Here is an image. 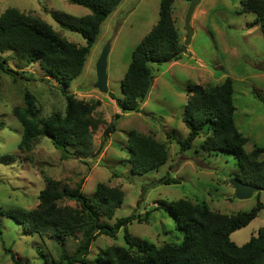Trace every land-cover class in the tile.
<instances>
[{
  "label": "rangeland",
  "instance_id": "374dc122",
  "mask_svg": "<svg viewBox=\"0 0 264 264\" xmlns=\"http://www.w3.org/2000/svg\"><path fill=\"white\" fill-rule=\"evenodd\" d=\"M242 1L201 0L193 14L194 34L191 43L185 46V56L178 62L153 67V86L146 102L141 103V112L125 114L117 121L115 118L120 111L111 95L123 99L122 81L132 61L133 50L158 23L161 3V0H122L102 24L83 72L66 88L79 100L99 103L94 116L102 121L94 133L92 149L66 159L44 137L39 138L28 153L18 149L23 128L13 111L24 105L26 91L35 96L45 118L55 113L64 114L67 101L61 91L63 86L48 78L39 63L27 64L12 52L3 54L8 65L23 76L15 81L12 76L0 73V210H35L48 179L70 188L82 182L87 196L93 195L96 186L104 183L119 187L125 195L123 205L109 222L113 224L131 214L140 215L142 223L134 221L128 226L131 236L160 247L183 240L174 218L166 210L154 211L160 202L169 204L180 199L204 202L212 211L228 215L255 208L259 192L250 199L235 197L230 180L240 174V169L233 155L205 152L201 147L202 136L185 152H181L179 144L189 133L183 123L189 86H216L230 78L235 90V123L249 140L245 151L250 153L255 146L264 147V102L253 94L259 93L264 98V34L254 14L240 13ZM189 6L188 0H176L173 8L182 45L187 39L185 20ZM8 8L40 17L61 37L78 46L86 45L80 34L66 31L54 18L55 12L76 19L90 14L82 6L69 0H0V15ZM108 46L109 92L103 94L95 88L96 65ZM111 124L116 125V131L101 149L104 131ZM131 130L167 143L168 162L157 171L141 176L133 174L128 163V133ZM167 177L179 183L162 184L161 180ZM260 193L264 205V191ZM63 204L76 206L70 201ZM148 212L151 215L145 221ZM0 230V264H14L3 244L12 249L20 264H47L58 261L63 254L73 255L82 240V234L64 239H56L50 233L30 235L22 224L1 213ZM260 230H264V209L248 226L235 231L231 240L243 246ZM115 245L127 247L124 230L115 238L97 237L88 260L94 261L101 251Z\"/></svg>",
  "mask_w": 264,
  "mask_h": 264
},
{
  "label": "trees",
  "instance_id": "16d2710c",
  "mask_svg": "<svg viewBox=\"0 0 264 264\" xmlns=\"http://www.w3.org/2000/svg\"><path fill=\"white\" fill-rule=\"evenodd\" d=\"M69 1L88 9L90 14L76 19L66 13L55 12L54 18L66 31L80 34L85 39V46L68 41L40 17L26 15L17 8H8L0 15V73L12 76L15 81H18V76H23L8 65L7 57H3L7 52H12L27 64L39 63L48 78L63 86L61 91L67 101L64 114L55 113L45 118L35 96L28 91L24 93V105L13 111L23 128L18 145L23 153L30 152L41 137L48 138L65 159L90 151L94 133L102 123L94 116L99 103L79 100L66 88L83 72L102 24L122 0ZM175 1L161 0L158 23L134 48L132 61L122 81L123 99L111 95L120 111L115 118L117 121L125 114L141 112V103L150 91L151 80L154 81V75L150 78L148 62L151 61L153 67L162 66L178 62L186 54L173 18ZM240 13L254 14L264 34V0H243ZM187 92L189 98L183 123L189 133L186 139L179 141L181 152L190 150L196 139L202 136L201 147L205 152L233 155L240 169L235 178L264 191V147L255 146L250 153L245 151L249 140L235 123L237 108L233 81L227 78L221 85H193ZM253 94L264 102L259 93ZM115 131L116 125L112 124L105 129L101 149ZM128 145V163L135 175L157 171L169 160L168 144L152 135L131 130ZM161 183L171 185L179 182L167 177ZM260 194L255 208L237 215L212 211L204 202L192 203L186 199L169 204L160 202L154 211L166 210L183 235L181 243H165L160 247L131 236L128 226L134 221L142 223L144 220L140 215L131 214L113 224L109 222L123 205L125 195L119 187L104 183L98 184L94 194L87 196L82 182L70 188L48 179L35 210L8 209L0 210V213L22 224L30 235L50 233L56 239H64L82 234L73 255L63 254L58 261L47 264H264V230L243 246L231 240L235 231L248 226L264 209ZM65 201L74 202L76 206L64 205ZM150 215L148 212L145 221ZM121 230H124L127 247L111 246L101 251L94 261L88 260L91 245L97 237L115 238ZM3 247L13 263L20 264L12 249L4 244Z\"/></svg>",
  "mask_w": 264,
  "mask_h": 264
},
{
  "label": "water",
  "instance_id": "95a60500",
  "mask_svg": "<svg viewBox=\"0 0 264 264\" xmlns=\"http://www.w3.org/2000/svg\"><path fill=\"white\" fill-rule=\"evenodd\" d=\"M200 1L201 0H191L190 1V6H189L188 13L186 15V20H185V26H186V32H187V39L185 42V46H188L191 43V40L194 34V30L191 26V22H192L193 14L196 10V7L200 3ZM108 55H109V46L103 50L98 60V63L96 65L97 82L95 83V88L103 94H107L109 92L108 75H107ZM147 65L148 67L151 68L150 78H152L153 73H154L153 63L150 61L147 63ZM152 86H153V81L151 80L149 89H151ZM147 98H148V94L145 96L142 103L146 102ZM230 183L235 188V197L240 200L250 199L253 197L255 193L261 192V189L259 187H256L254 185L245 184L236 178L231 179Z\"/></svg>",
  "mask_w": 264,
  "mask_h": 264
}]
</instances>
